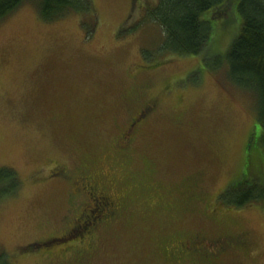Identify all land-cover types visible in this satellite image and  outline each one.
Segmentation results:
<instances>
[{
	"label": "rangeland",
	"instance_id": "rangeland-1",
	"mask_svg": "<svg viewBox=\"0 0 264 264\" xmlns=\"http://www.w3.org/2000/svg\"><path fill=\"white\" fill-rule=\"evenodd\" d=\"M157 1L94 0L91 36L79 14L47 20L37 0L0 20V168L20 182L0 199V253L14 264L75 263L35 245L65 230L82 202L50 177L59 164L126 198L85 264H181L169 246L193 233L247 239L220 264H264L263 203L219 200L236 182L264 181L256 99L234 86L224 62L241 19L234 10L211 21L198 56L162 52L163 31L146 14ZM145 65L159 66L142 73ZM150 102L156 111L122 152L126 122Z\"/></svg>",
	"mask_w": 264,
	"mask_h": 264
},
{
	"label": "trees",
	"instance_id": "trees-1",
	"mask_svg": "<svg viewBox=\"0 0 264 264\" xmlns=\"http://www.w3.org/2000/svg\"><path fill=\"white\" fill-rule=\"evenodd\" d=\"M24 0H0V20L18 8ZM41 16L47 20L59 18L66 12H76L86 36L95 31L90 18L95 11L94 0H37ZM241 19V28L224 57L228 75L234 86L245 94H253L258 108L256 132L260 139L256 145L264 150V0H158L146 9L147 17L163 31L162 52L198 56L206 50L212 38L211 21L224 14L230 18L233 11ZM212 12L211 19L204 14ZM214 59L219 66L220 59ZM208 64L207 62H205ZM154 69L159 65H149ZM252 133L248 146L255 143ZM256 135V134H255ZM123 144V143H122ZM121 144V145H122ZM256 147V146H255ZM125 149V148H124ZM249 149V148H248ZM20 182L12 168H0V199L15 194ZM219 200L237 208L251 203L264 205V181L253 176L230 185ZM0 264H14L0 253Z\"/></svg>",
	"mask_w": 264,
	"mask_h": 264
},
{
	"label": "flooded vegetation",
	"instance_id": "flooded-vegetation-1",
	"mask_svg": "<svg viewBox=\"0 0 264 264\" xmlns=\"http://www.w3.org/2000/svg\"><path fill=\"white\" fill-rule=\"evenodd\" d=\"M139 70L143 73L153 69L145 65ZM156 109V104L150 102L137 109L129 118L122 132V152L129 150L136 132L151 118ZM51 176L52 179L57 177L69 182L73 196H77L82 202L75 213L73 212L72 221L65 230L42 238L36 241L35 245L40 246L39 250H42L44 255L54 256L59 253L67 257L75 256L74 264H85L99 248V237L103 228L109 229L119 221L125 209L126 198L110 192L106 184L87 171L70 176L67 167L59 164L52 169ZM54 245L55 250L51 248ZM247 246L248 241L242 236H207L193 233L177 238L169 246L167 253L175 262L181 264H199L200 261L203 264H220L223 257L238 248L247 249Z\"/></svg>",
	"mask_w": 264,
	"mask_h": 264
}]
</instances>
